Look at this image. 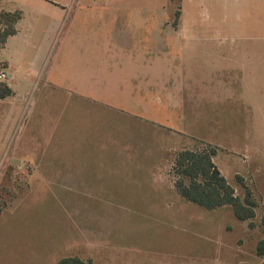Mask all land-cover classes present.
<instances>
[{
  "label": "rangeland",
  "instance_id": "rangeland-1",
  "mask_svg": "<svg viewBox=\"0 0 264 264\" xmlns=\"http://www.w3.org/2000/svg\"><path fill=\"white\" fill-rule=\"evenodd\" d=\"M0 7L24 16L0 52L14 90L0 99V264L73 255L95 264H264L260 226L163 183L164 162L170 174L179 151L212 145L238 194V177L254 190L260 224L264 0Z\"/></svg>",
  "mask_w": 264,
  "mask_h": 264
},
{
  "label": "trees",
  "instance_id": "trees-1",
  "mask_svg": "<svg viewBox=\"0 0 264 264\" xmlns=\"http://www.w3.org/2000/svg\"><path fill=\"white\" fill-rule=\"evenodd\" d=\"M180 16L181 12L178 11L177 17ZM23 17L22 11H6L0 7V52L10 38L19 33L18 24ZM8 69L9 65L0 60V76ZM13 94L8 81L0 80V99L5 100ZM217 155L218 148L212 145L179 151L174 157L171 171L177 192L184 199L210 211L231 207L239 220L249 222L251 230L260 226L264 231V212L260 224L254 222L260 208L254 190L238 177V184L244 192L238 194L237 187L226 179L216 165ZM5 208L0 206V215ZM257 255L264 259V238L257 245ZM58 264L95 263L93 259L73 255L61 259Z\"/></svg>",
  "mask_w": 264,
  "mask_h": 264
},
{
  "label": "crops",
  "instance_id": "crops-1",
  "mask_svg": "<svg viewBox=\"0 0 264 264\" xmlns=\"http://www.w3.org/2000/svg\"><path fill=\"white\" fill-rule=\"evenodd\" d=\"M177 34L179 35V36H182V38L183 37H188L190 34H191V32H184V31H178L177 32ZM15 37V36H14ZM180 44L181 45H184V43L183 42H180ZM232 52H235L236 54H238V51H235V50H231ZM262 53V52H261ZM246 56H248L249 54H245ZM247 61H250L249 59H247ZM3 62V61H2ZM240 62H241V65H242V60H240ZM8 64V63H7ZM9 65V64H8ZM12 67L9 65V69L7 70L8 71V74H9V79H8V83H9V81H10V79H12L13 78V75H12ZM242 71H244V70H242ZM248 71V68L247 67H245V71L244 72H247ZM251 72V71H250ZM252 76H253V74H252ZM239 79H242L241 77L239 78ZM240 81H242V80H240ZM11 86V85H10ZM13 89V88H12ZM163 165V164H162ZM162 165H160V166H162ZM173 166V165H172ZM172 170V169H171ZM164 172H165V176L163 177V183L165 182V180H166V182H167V186L166 187H164V188H166V189H169V187H170V190H172V189H175V191L177 192V190H176V187H175V181H174V178H173V176H172V174L170 173V174H168V172H166V168H165V162H164ZM161 182V181H160ZM156 183V182H155ZM237 187V186H236ZM238 189V188H237ZM173 191V190H172ZM178 193V192H177ZM179 194V193H178ZM183 198V197H182ZM223 209V208H222ZM258 245V244H257ZM256 254H257V250H256ZM80 256V255H79ZM258 256V255H257ZM82 257V256H81ZM85 258V257H84ZM90 259H92V258H90ZM94 261V260H93ZM94 263H95V261H94Z\"/></svg>",
  "mask_w": 264,
  "mask_h": 264
},
{
  "label": "built area",
  "instance_id": "built-area-1",
  "mask_svg": "<svg viewBox=\"0 0 264 264\" xmlns=\"http://www.w3.org/2000/svg\"><path fill=\"white\" fill-rule=\"evenodd\" d=\"M0 79L3 81H6L9 79V74L7 71L3 72L2 75L0 76Z\"/></svg>",
  "mask_w": 264,
  "mask_h": 264
}]
</instances>
